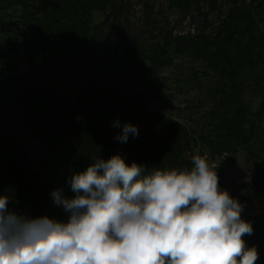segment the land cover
Returning <instances> with one entry per match:
<instances>
[{"label":"trees","instance_id":"16d2710c","mask_svg":"<svg viewBox=\"0 0 264 264\" xmlns=\"http://www.w3.org/2000/svg\"><path fill=\"white\" fill-rule=\"evenodd\" d=\"M201 3L168 0L181 20L193 13L203 18L198 33L174 34L169 20L149 14L146 24L156 27L157 35L134 36L138 50L119 52L122 33L117 31V48L99 79L89 71V54L107 47L109 28L121 27L118 16L127 2L0 0V195L8 197L10 211L67 222L69 213L54 202L53 191L73 197L72 175L115 154L150 171L190 168L197 153L214 161L242 149L247 160L257 159L254 182L260 184L263 131L250 118H260L264 109L255 113L245 107L242 94L264 61V0H225L227 10L219 9L212 34L206 32L209 21ZM98 12L101 21L95 20ZM23 59L30 69L36 62L42 71H61L78 87L76 102L57 87L16 72ZM186 63L193 64L191 72H182ZM99 65L96 59L93 66ZM173 68L182 73L179 91L193 92L183 120L151 107V99L161 97L154 92L159 75ZM195 123L202 124L200 132L192 128ZM125 124L134 125L138 135L130 133L121 143L117 137ZM256 219V237L245 234L243 240L246 248H255V264H264V219Z\"/></svg>","mask_w":264,"mask_h":264},{"label":"clouds","instance_id":"9594fccd","mask_svg":"<svg viewBox=\"0 0 264 264\" xmlns=\"http://www.w3.org/2000/svg\"><path fill=\"white\" fill-rule=\"evenodd\" d=\"M130 133L125 124L117 139ZM216 168L199 153L190 168L150 171L119 154L96 159L72 175L73 197L52 193L67 222L10 211L0 195V264H255L243 240L252 226Z\"/></svg>","mask_w":264,"mask_h":264},{"label":"rangeland","instance_id":"374dc122","mask_svg":"<svg viewBox=\"0 0 264 264\" xmlns=\"http://www.w3.org/2000/svg\"><path fill=\"white\" fill-rule=\"evenodd\" d=\"M122 1L127 2V7L118 16L121 27L112 23L109 28L110 33L107 38L109 43L107 47H101L96 52L89 54L91 60L88 64L89 71L96 74L95 76L99 79H101L103 74L107 71L108 64L109 66L111 64L108 62L111 61L110 53H112L113 49L117 48L116 43L114 42L115 38L113 37L117 31L122 33L119 43V52H123L125 49H128L129 51L138 50L139 41L135 42L132 40L134 36H137L140 40H144L150 39L151 34L155 36L157 35V28L146 24L147 15L150 14L157 19L166 18L169 20L170 25L175 26V29L173 30L174 34L198 33L203 27V18L200 15H196V13L181 20L177 11L168 8V0H111L112 3L116 4H119ZM201 5L202 11L207 15L209 21L206 32L212 34L221 15L219 9L222 11L227 10L225 0H202ZM251 8L252 10H255V4L251 6ZM95 15L96 21L104 19L102 13L98 12ZM260 26L263 27L264 22H262V25L260 24ZM262 52L264 53V50ZM96 59L101 63V65L97 67L93 66ZM25 62V59H23L19 63L20 67L19 69H16V72L20 71L22 74L31 77L38 83L42 82L47 85L55 86L65 98L73 103L76 102L79 94L78 87L73 81L65 80L62 77L61 71H42L39 63L36 62L32 63L35 67H31L30 69ZM192 65L193 64L190 63L184 64L182 72H191ZM8 73L9 71H5V74ZM181 75L182 73L178 68L166 70L159 75V84L155 85L154 92L160 93L161 97L152 98L151 107L155 110L158 109L167 114H172L176 118L183 120V118L186 117V106H188L189 100L193 98V92H187L186 89L183 92L179 91L178 86L181 84L179 76ZM248 79L251 86L243 92L242 104L253 112L258 113L261 111V108L264 109V61L260 63L255 72L250 74ZM208 108L209 107H206V110ZM250 120L261 126L263 131L261 134L264 139V112L260 118L251 117ZM192 128L200 132L202 124H192ZM255 152L256 151H254V153ZM204 155H207L210 163L217 166L220 188L226 190L234 199L241 203V218L250 223L251 226H256L259 222L256 219L257 217L264 219V179L260 181V184L254 182L257 159L250 157V159L247 160V153L242 149L234 154L223 153L214 161L210 159L208 154ZM122 156L125 158L124 155ZM262 225H264V220ZM254 232L255 230H253L250 235L248 234V236H253ZM253 237L256 236L254 235ZM260 239L261 236L258 240L261 241Z\"/></svg>","mask_w":264,"mask_h":264}]
</instances>
